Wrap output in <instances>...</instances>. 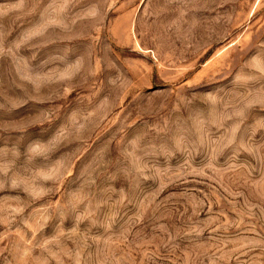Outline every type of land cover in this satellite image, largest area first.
<instances>
[{"label":"rangeland","instance_id":"1","mask_svg":"<svg viewBox=\"0 0 264 264\" xmlns=\"http://www.w3.org/2000/svg\"><path fill=\"white\" fill-rule=\"evenodd\" d=\"M0 264H264V0H0Z\"/></svg>","mask_w":264,"mask_h":264}]
</instances>
